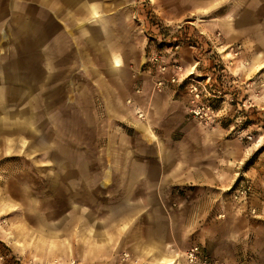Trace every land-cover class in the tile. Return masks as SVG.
<instances>
[{"label":"rangeland","instance_id":"rangeland-1","mask_svg":"<svg viewBox=\"0 0 264 264\" xmlns=\"http://www.w3.org/2000/svg\"><path fill=\"white\" fill-rule=\"evenodd\" d=\"M154 2L144 25L131 4L127 48L106 67L53 4L0 0V264H191L194 247L195 264H224L195 224L215 189L180 184L156 202L145 179L129 192L136 172H158L153 158L171 176L186 160L240 158L221 201L264 220V0Z\"/></svg>","mask_w":264,"mask_h":264},{"label":"crops","instance_id":"crops-1","mask_svg":"<svg viewBox=\"0 0 264 264\" xmlns=\"http://www.w3.org/2000/svg\"><path fill=\"white\" fill-rule=\"evenodd\" d=\"M43 3L53 4L48 8L49 17L56 19L63 30L71 28L74 35H90V48L104 52L106 54V67L110 66L112 52L123 51L127 48L125 36L130 28L129 12L131 10V0H41ZM168 21H178L177 16L167 14ZM94 35L96 36L93 39ZM124 36V37H122ZM141 93L135 92L134 102L139 101ZM136 105V104H135ZM137 107V106H136ZM182 123V122H181ZM182 125V124H178ZM162 158H153V163L158 164V172L153 177L144 172H136V183H132L129 192L135 193L139 189L143 190V180L152 179L151 194L156 195V202H159L160 195L166 193V189L174 188L180 184H199L215 189L216 196L213 198L208 192L205 194L207 208H202L199 218L195 219V224L200 228L202 243L205 249L212 256L217 248L216 258L224 264H236L238 258L250 255L252 264H264V220L244 217L227 203L221 201L226 190L232 188L239 178L238 163L240 158H199L194 162L186 160L182 166L181 173L176 172L173 176L167 171L160 170ZM170 160V158H167ZM200 160H202L200 163ZM240 161V162H239ZM233 164V166H230ZM239 164V165H240ZM237 168V169H236ZM255 169H245L243 175L254 176ZM165 179L180 180L167 185ZM183 179V180H182ZM162 182V184H161ZM147 192V193H150ZM136 194V193H135ZM242 202V200L240 201ZM248 203V202H247ZM246 202L241 204V209L247 211L252 209ZM254 203V201H253ZM257 208L263 204H258L255 198L254 203ZM250 210V211H251ZM261 213V211H260ZM252 217V216H251ZM169 260V262H168ZM175 262V261H174ZM241 262V261H240ZM161 263L173 264L172 259H163ZM245 264V262H241Z\"/></svg>","mask_w":264,"mask_h":264},{"label":"built area","instance_id":"built-area-1","mask_svg":"<svg viewBox=\"0 0 264 264\" xmlns=\"http://www.w3.org/2000/svg\"><path fill=\"white\" fill-rule=\"evenodd\" d=\"M133 3L136 4L138 9L143 11V13H140L138 11L134 12L133 18L135 19V21L141 22L144 25L143 19L146 18L147 16L145 11H147L149 6H152L155 2L154 0H133ZM150 19H153V18L150 16ZM150 63L157 65L162 73H165L169 69V67L163 64L158 57L151 58ZM171 70L173 74L170 76L169 82L172 84L180 83L183 77L182 67L174 66V68H171ZM162 86H163V82L160 80L157 83V87L161 88ZM140 117H142L141 114H140ZM248 191H249V188L245 189V188L240 187L239 189H237L238 198H243L244 196H247L246 194H248ZM199 256H200L199 247L191 248L189 251L186 252V255H185L187 261L191 264L200 262ZM204 264H208V263L204 261ZM214 264H218V263H214Z\"/></svg>","mask_w":264,"mask_h":264},{"label":"trees","instance_id":"trees-1","mask_svg":"<svg viewBox=\"0 0 264 264\" xmlns=\"http://www.w3.org/2000/svg\"><path fill=\"white\" fill-rule=\"evenodd\" d=\"M236 188V186L233 188V190Z\"/></svg>","mask_w":264,"mask_h":264},{"label":"bare ground","instance_id":"bare-ground-1","mask_svg":"<svg viewBox=\"0 0 264 264\" xmlns=\"http://www.w3.org/2000/svg\"><path fill=\"white\" fill-rule=\"evenodd\" d=\"M173 264H175V262H173Z\"/></svg>","mask_w":264,"mask_h":264}]
</instances>
